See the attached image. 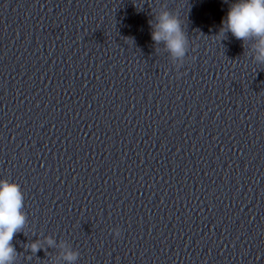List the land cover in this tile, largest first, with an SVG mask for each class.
<instances>
[{
    "label": "clouds",
    "instance_id": "1",
    "mask_svg": "<svg viewBox=\"0 0 264 264\" xmlns=\"http://www.w3.org/2000/svg\"><path fill=\"white\" fill-rule=\"evenodd\" d=\"M154 20L155 23L149 22L154 44H163L173 58L185 57L189 38L180 16L165 10L155 15ZM229 32L242 42L255 40V59L264 64V0H234L221 21L216 37L223 40ZM23 208L24 193L21 186L16 182L0 179V264H15L18 253L12 241L15 234L25 228L27 215ZM113 231L115 236H120L118 228ZM30 249L32 253L41 250L38 242H33ZM77 258L78 253L70 250L64 256L69 264H73Z\"/></svg>",
    "mask_w": 264,
    "mask_h": 264
}]
</instances>
